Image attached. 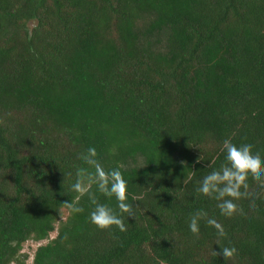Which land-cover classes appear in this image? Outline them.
I'll use <instances>...</instances> for the list:
<instances>
[{"label": "trees", "instance_id": "obj_1", "mask_svg": "<svg viewBox=\"0 0 264 264\" xmlns=\"http://www.w3.org/2000/svg\"><path fill=\"white\" fill-rule=\"evenodd\" d=\"M225 139L264 160V0H0V264L28 240L32 264H264V178L232 217L196 192ZM90 147L134 217L72 190ZM91 196L126 231L92 224Z\"/></svg>", "mask_w": 264, "mask_h": 264}, {"label": "clouds", "instance_id": "obj_2", "mask_svg": "<svg viewBox=\"0 0 264 264\" xmlns=\"http://www.w3.org/2000/svg\"><path fill=\"white\" fill-rule=\"evenodd\" d=\"M223 151L225 152V162L218 170H213L205 175L199 182L196 192L217 201V207L225 217H232L237 212L243 213L235 201L247 195L249 175L253 179L260 181L264 178V160L259 152H253L252 144L236 145L230 139L223 140ZM97 152L94 147L87 149L86 154L80 158L94 171L87 169L77 170L76 182L71 186L72 190L81 196L89 193L92 184H96L98 190L107 197H115L117 207L121 213H127L128 217H134L132 205L127 201V181L123 178L121 171L113 169L105 171L103 166L96 159ZM244 189L245 191H241ZM91 203L95 206L89 214V219L98 229H109L116 226L120 231H126L123 220L111 207L98 203L95 196H91ZM69 207H72L69 204ZM77 212L82 208H75ZM206 218L207 225L215 228L219 250L213 248L212 255L222 257L227 260L236 252L235 247L220 246L219 238L226 235L223 226L214 218L207 217V213L197 211L189 219V230L194 235H199V221Z\"/></svg>", "mask_w": 264, "mask_h": 264}, {"label": "rangeland", "instance_id": "obj_3", "mask_svg": "<svg viewBox=\"0 0 264 264\" xmlns=\"http://www.w3.org/2000/svg\"><path fill=\"white\" fill-rule=\"evenodd\" d=\"M67 214L66 210H63V217H65V215ZM55 231L51 232L49 234V239L55 236ZM47 240H42L40 242H36L33 240H28L26 241L23 246H22V252H25L28 257L26 258V260L24 261L23 264H32V256H33V252L35 250V248L37 247V245L41 244V243H45ZM13 264V263H11Z\"/></svg>", "mask_w": 264, "mask_h": 264}]
</instances>
